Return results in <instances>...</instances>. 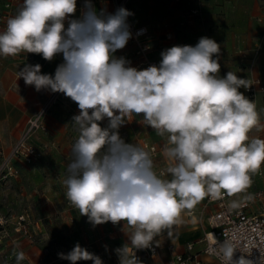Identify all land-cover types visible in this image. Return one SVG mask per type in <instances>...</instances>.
<instances>
[{
    "label": "clouds",
    "instance_id": "9594fccd",
    "mask_svg": "<svg viewBox=\"0 0 264 264\" xmlns=\"http://www.w3.org/2000/svg\"><path fill=\"white\" fill-rule=\"evenodd\" d=\"M76 12L77 0H23L0 31V56L25 52L51 62L62 55L54 75L24 64L17 80L77 104L71 124L78 135L62 182L66 199L93 227L123 222L130 243L116 249L119 264H140L129 247L146 249L165 231L171 235L183 209L207 195L223 198L251 186L264 165V139L249 135L261 127L259 113L239 91L251 87L249 80L233 71L220 76L221 46L214 39L168 47L158 65L138 69L115 55L133 37L132 12L97 10L92 0H83L78 18ZM133 115L166 138L171 179L157 175L149 151L120 136ZM213 242L222 264H253L244 255L234 259L230 239L213 236ZM13 255L16 264L25 260L23 251ZM58 255L71 264H103L79 243Z\"/></svg>",
    "mask_w": 264,
    "mask_h": 264
},
{
    "label": "crops",
    "instance_id": "0c3cea01",
    "mask_svg": "<svg viewBox=\"0 0 264 264\" xmlns=\"http://www.w3.org/2000/svg\"><path fill=\"white\" fill-rule=\"evenodd\" d=\"M92 2L97 10L113 11L111 0ZM165 3H169L168 17L163 13ZM82 8L83 0H77L76 18ZM153 10L155 17L152 16ZM194 10L199 12L193 14ZM129 11L133 13L130 17L135 24L148 29L153 46L152 57L158 64L164 49L174 45L195 46L199 37H208L221 46L220 76L233 71L240 78L250 80L256 77L264 82V0H132ZM6 23L0 31L6 28ZM170 24L174 28H169ZM134 50L129 41L115 55L125 57L133 67L145 68ZM62 62V55H57L51 62L41 55L25 52L6 58L0 56V153H8L12 149L29 120L43 109L52 93L37 92L34 87L26 86L23 78L17 80L18 71L24 64H40L42 73L54 75ZM239 91L245 95L244 88ZM258 113L261 127L253 129L251 137L264 139V92L259 96ZM78 114L77 104L61 93L59 102L47 115V131L36 133L31 140V144L41 152L38 161L27 164L15 159L13 165L18 174L0 182V219L29 214L36 233L32 243L17 233L12 225L8 236L1 232L0 264H16L14 251L24 252L25 260L21 264H61L67 260L58 254H67L77 243L99 256L103 264H116L119 258L116 249L130 243L126 233L131 230L127 226L124 228L123 222L115 225L107 222L93 227L86 216H81L78 209L68 204L62 182L78 135L71 119ZM102 126H107V119ZM119 134L127 143L140 145L145 140L154 145L157 148V154L152 157L154 170H164L166 175L161 178L171 179L167 173L169 162L163 156L166 138L145 125L141 116L128 118L127 123L120 127ZM252 181L251 186L236 193L232 201L239 204L249 193L264 192V165L252 176ZM205 203L206 196L193 208L180 212L178 222L171 228V235L165 231L154 239L158 253L146 264H171L176 254L186 253L190 243L194 244V252L201 255L203 264H219L215 258L203 253V237L211 230L208 217L215 210L214 206L205 209ZM191 211L195 213L192 215ZM71 219L75 223L72 224ZM77 263L93 264L92 261Z\"/></svg>",
    "mask_w": 264,
    "mask_h": 264
},
{
    "label": "built area",
    "instance_id": "2783aa9c",
    "mask_svg": "<svg viewBox=\"0 0 264 264\" xmlns=\"http://www.w3.org/2000/svg\"><path fill=\"white\" fill-rule=\"evenodd\" d=\"M114 8L112 13L117 8L124 7L129 10V5L132 0H111ZM23 3V0H0V27H2L11 17L17 7ZM199 11H192L197 14ZM130 30L133 34L130 43L134 46V52L141 65L145 68L149 65L157 64V61L152 57L153 46L151 44V36L146 27L135 24L131 17L128 18ZM141 30L143 32L141 33ZM138 33H141L138 35ZM199 37L197 39H200ZM251 87L245 89V96L254 101L257 112L259 111V96L264 92V82L260 78L253 77L249 80ZM61 93H51L50 98L45 103L43 109L35 116H33L27 125L26 130L21 138L14 144L8 153H0V182H6L10 178L18 174L17 169L13 165L15 159H20L27 164H33L40 158L39 151L30 143L31 138L38 132H46L48 129L46 118L60 97ZM42 113V115H41ZM253 131V130H252ZM252 131L249 133L252 136ZM141 147L148 150L152 157L157 154V148L147 141L143 140L140 144ZM157 175L165 176L164 170L156 171ZM232 196L224 195L223 198H215L211 195L206 196L205 209L214 206L215 210L208 217L211 230L205 233L202 242L205 244L203 253L205 255L215 258L219 264H222L219 256L216 253V245L213 242L214 238L223 242L225 238L230 239L235 245L237 251L234 254V259H238L244 255L253 264H264V192L256 191L249 193L246 200L242 203L233 206ZM251 197L249 199L248 197ZM68 204L73 207L69 202ZM76 209L75 207H73ZM191 211L190 214H194ZM71 223H75L71 219ZM13 226L17 233L27 238L30 242H35L36 233L34 232V223L30 219L29 214L23 213L11 218L0 219V234L4 236L9 235V227ZM172 250V247H170ZM158 253V247L154 242L146 249H129L130 256H136L140 264L146 262ZM61 264H71L70 261H62ZM80 264V263H77ZM119 264V258L116 262ZM171 264H203L201 255L194 252V244L187 245L185 254H176Z\"/></svg>",
    "mask_w": 264,
    "mask_h": 264
},
{
    "label": "rangeland",
    "instance_id": "374dc122",
    "mask_svg": "<svg viewBox=\"0 0 264 264\" xmlns=\"http://www.w3.org/2000/svg\"><path fill=\"white\" fill-rule=\"evenodd\" d=\"M166 5L164 6V10H163V13H164V15L166 16V17H168V15H169V3H165ZM155 12H156V10H155ZM152 16L153 17H155V13H154V10H153V13H152ZM169 28H174V25H172V24H170L169 25ZM60 98V97H59ZM59 98L57 99V101L55 102V104L53 105V107L54 106H56V104L59 102ZM52 107V108H53ZM51 108V109H52ZM33 138V137H32ZM32 138H31V140H32ZM31 140H30V143H31ZM39 153H41V152H39Z\"/></svg>",
    "mask_w": 264,
    "mask_h": 264
}]
</instances>
